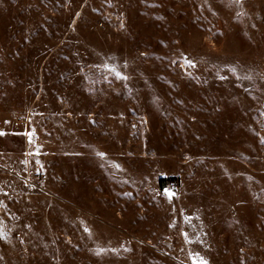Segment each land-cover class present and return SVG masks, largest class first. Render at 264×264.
<instances>
[{
	"label": "rangeland",
	"instance_id": "1",
	"mask_svg": "<svg viewBox=\"0 0 264 264\" xmlns=\"http://www.w3.org/2000/svg\"><path fill=\"white\" fill-rule=\"evenodd\" d=\"M0 133V264H264V0H0Z\"/></svg>",
	"mask_w": 264,
	"mask_h": 264
},
{
	"label": "trees",
	"instance_id": "2",
	"mask_svg": "<svg viewBox=\"0 0 264 264\" xmlns=\"http://www.w3.org/2000/svg\"><path fill=\"white\" fill-rule=\"evenodd\" d=\"M172 180H173V179H172ZM165 182H166V181H165ZM165 182H164V180H161V181H160V184H163V185H161L162 188H164V183H165Z\"/></svg>",
	"mask_w": 264,
	"mask_h": 264
},
{
	"label": "snow or ice",
	"instance_id": "3",
	"mask_svg": "<svg viewBox=\"0 0 264 264\" xmlns=\"http://www.w3.org/2000/svg\"><path fill=\"white\" fill-rule=\"evenodd\" d=\"M0 134H2V133H0Z\"/></svg>",
	"mask_w": 264,
	"mask_h": 264
}]
</instances>
